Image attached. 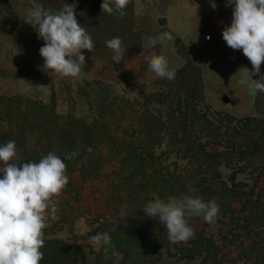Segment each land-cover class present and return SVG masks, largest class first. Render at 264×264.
Here are the masks:
<instances>
[{
	"label": "trees",
	"instance_id": "16d2710c",
	"mask_svg": "<svg viewBox=\"0 0 264 264\" xmlns=\"http://www.w3.org/2000/svg\"><path fill=\"white\" fill-rule=\"evenodd\" d=\"M36 2L55 11L75 4L78 22L87 27V0ZM30 7L31 0H0V41L22 32ZM130 7L131 0L124 11ZM43 45L40 39L26 61L3 56L0 45V73L30 72L35 65L31 56H39ZM182 59L186 64L174 80L158 79L154 91L133 98L99 81L86 84L78 90L85 99V116H76L73 109L58 112L54 94L49 102L0 95V146L16 142L11 162L19 166L52 151L61 159L78 152L64 160L69 183L50 205L40 264H88L86 249L95 264H264V92L255 97L260 117L214 110L199 103L203 82ZM187 77L193 87L183 92L178 82ZM212 146L217 151L211 152ZM106 167L112 170L104 172ZM95 181L102 184L95 200L115 212L96 215L97 227L84 238L75 233V223L87 214L81 205L83 185ZM190 188L195 192L189 193ZM153 193L162 199L182 194L205 202L215 199L218 221L228 219L227 228L208 234L205 222L186 244L172 243L159 218L144 214ZM201 219L191 218L190 226ZM61 232L65 238L57 236ZM103 232L109 233L111 244L101 242L95 252L88 237Z\"/></svg>",
	"mask_w": 264,
	"mask_h": 264
},
{
	"label": "clouds",
	"instance_id": "9594fccd",
	"mask_svg": "<svg viewBox=\"0 0 264 264\" xmlns=\"http://www.w3.org/2000/svg\"><path fill=\"white\" fill-rule=\"evenodd\" d=\"M128 4L129 0H103L100 7L102 12L123 18ZM27 15L28 24L44 41L39 49L43 67L63 77H79L85 66L82 50L92 52L95 44L88 30L77 20L75 4L65 3L62 9L53 13L36 0H31ZM221 35L229 48L242 50L250 61L252 72L244 69L248 86L254 93L264 92V75H259L264 62V0H234L230 25L223 28ZM172 40L173 36L164 32L158 37H146V46L154 49L158 42L162 46L165 41ZM105 44L113 52V61L119 63L127 50L122 47L121 38L113 37ZM144 59L149 72L157 79H175L177 69L170 67L169 59L162 53L152 50ZM253 74L259 75V79H251ZM87 151L91 152V147ZM16 155L14 140L0 146V163L4 165L0 168L3 174L0 178V264H40L44 258L41 249L44 247V229L48 226L50 205L69 183L64 160L74 159L78 152L65 153L61 159L52 151L38 162L30 161L19 166L11 162ZM188 191L194 193L195 189ZM55 210L52 206L51 212ZM219 212L215 199L205 202L193 194L162 199L153 193V199L144 208L146 216L159 218L172 243L187 242L194 235L189 224L191 218L202 217L204 222L213 225ZM120 217H125V214L121 212ZM88 239L94 244H111L107 232L97 233Z\"/></svg>",
	"mask_w": 264,
	"mask_h": 264
},
{
	"label": "rangeland",
	"instance_id": "374dc122",
	"mask_svg": "<svg viewBox=\"0 0 264 264\" xmlns=\"http://www.w3.org/2000/svg\"><path fill=\"white\" fill-rule=\"evenodd\" d=\"M101 3L97 0H87L85 4L88 18L86 29L92 36L95 47L92 52L82 50L85 66L79 77H63L45 69L43 58L33 54L31 59L35 65L30 72L0 73V95H26L32 99L49 102L51 95L54 94L58 112L66 113L73 109L76 116H85L87 114L85 99L78 90L86 87V84L99 81L113 88L116 93L129 98L136 97L139 92H152L157 88L158 79L145 80L129 74L122 69V65L139 50L140 33L168 32L173 36V40L167 41V45L174 48L176 55L191 63L189 72L198 73L201 77L203 86L197 98L200 104L237 117L261 116V112L255 108L257 92L254 93L245 81L247 73L244 69L251 73L252 65L242 50L229 48L221 35L223 28L230 25L234 0L232 3H229V0H142L144 8L151 14L144 19L136 18L138 20H133L134 13L131 7L123 18H119L117 15L102 12ZM47 11L56 12L52 9ZM25 17V27L19 35L0 41L3 56L12 60H28V56L36 48L35 45L40 43L37 32L28 24L27 12ZM156 17L166 18V25L159 26ZM130 29H135L136 32L135 40L132 41L134 48L124 47L127 49L126 52L131 53L125 54L117 63L113 61V52L106 47L105 41L113 37L123 38L124 34L122 35L121 31ZM204 33H210L215 38L220 37L222 42L219 44L218 40H215L214 46L205 47L200 42ZM259 75H264V62L261 64ZM259 75L253 74L251 79L258 80ZM178 83L183 92L193 87V82L188 77L179 80ZM224 95L230 99L226 105L221 103V97ZM217 149L218 147L212 146L210 151L215 152ZM111 170L112 168L106 167L104 172ZM222 171L227 173L224 169ZM263 184L264 179H261L260 185ZM95 190L97 189H92L85 195L86 207L92 205L94 201L97 202ZM95 217V214L87 211L79 221L85 225L89 222L97 224ZM223 222H219L217 218L215 224L208 226V234L217 235L220 229L225 231L228 219H224ZM199 228L197 225L193 230ZM86 251L88 252V249Z\"/></svg>",
	"mask_w": 264,
	"mask_h": 264
},
{
	"label": "crops",
	"instance_id": "0c3cea01",
	"mask_svg": "<svg viewBox=\"0 0 264 264\" xmlns=\"http://www.w3.org/2000/svg\"><path fill=\"white\" fill-rule=\"evenodd\" d=\"M97 1H101L103 2V0H97ZM131 5H132V10H133V20H138L136 18H140V19H144L146 18L147 15L151 14V12L146 11V9L144 8V5L142 3V0H131ZM159 19V17H156V21ZM123 38L121 37L122 42L126 41L122 43V47H126L127 49H133V40H135V29H130L128 31H121ZM160 34V32H155V33H149V32H142L140 33L138 40H139V44H140V48L137 52L133 53L132 56L124 63V65H122V69L132 75H136V76H140L145 80H155L157 79L154 74H152L151 72H149L148 68H147V62L145 61V56H148L151 54V51L154 50L157 52V54L162 53L163 55H165L169 61H170V67L172 68H176L177 70L182 68L186 61L184 59H182L180 56L176 55L174 48L172 46H168L167 45V41L164 42V44L161 46L159 44V42L157 43V46L152 49L150 47L146 46V37H158ZM218 40L219 44L222 42L220 39V37H213L212 41L208 44H204L202 43L201 39L200 42L203 46L207 47H211L215 45V42ZM131 51H127L125 52V54H130ZM124 54V55H125ZM73 177L75 180L79 181V177L77 174H73ZM0 178H3V176L0 175ZM89 187V189L87 190L86 187ZM102 188V184L98 181H95L93 183L90 184H85L83 185V189H84V200L82 202V207L83 209H85L86 211H90V213L92 214H100V213H108L109 211L111 212H115V208L113 209H108L107 207L103 206L101 203L99 202H92V205H89L88 207H86L84 205L85 203V195L92 189H101ZM92 195V194H91ZM91 197V196H89ZM116 218H118V215H116ZM204 220H198L196 221V223L192 226V228L196 227L197 225H199V229L195 230L194 232L204 228ZM97 227V224L89 222L87 225H85L84 223H82V221H79V219L76 221L75 223V231L76 234L81 235L82 237L86 238L88 233L90 231H88V228H91L92 230L94 228ZM208 228H206V231L208 233ZM58 237L61 238H65L66 237V233L65 232H61L59 234H57ZM194 237V235L190 238L192 239ZM189 239V240H190ZM188 240V241H189ZM91 247L95 252H98L100 250L101 247V243L100 244H94L91 243ZM87 252V251H86ZM87 263L88 264H95V259H94V255L90 254L87 252ZM179 264H194L192 261L190 260H184L182 262H180Z\"/></svg>",
	"mask_w": 264,
	"mask_h": 264
},
{
	"label": "water",
	"instance_id": "95a60500",
	"mask_svg": "<svg viewBox=\"0 0 264 264\" xmlns=\"http://www.w3.org/2000/svg\"><path fill=\"white\" fill-rule=\"evenodd\" d=\"M166 23H167V21H166V18H164V17L159 18V19L157 20V24H158L159 26H165ZM229 101H230V99H229L227 96L224 95V96L221 97V103H222L223 105H226Z\"/></svg>",
	"mask_w": 264,
	"mask_h": 264
},
{
	"label": "built area",
	"instance_id": "2783aa9c",
	"mask_svg": "<svg viewBox=\"0 0 264 264\" xmlns=\"http://www.w3.org/2000/svg\"><path fill=\"white\" fill-rule=\"evenodd\" d=\"M209 36L211 37V39H206V37H209ZM212 39H213V36L210 33H204L201 35V41L204 44L210 43L212 41Z\"/></svg>",
	"mask_w": 264,
	"mask_h": 264
}]
</instances>
